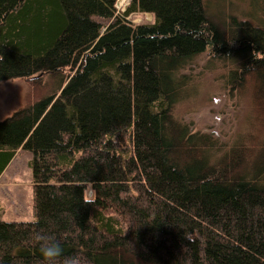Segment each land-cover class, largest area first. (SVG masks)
Here are the masks:
<instances>
[{"label": "trees", "instance_id": "1", "mask_svg": "<svg viewBox=\"0 0 264 264\" xmlns=\"http://www.w3.org/2000/svg\"><path fill=\"white\" fill-rule=\"evenodd\" d=\"M116 1L0 0V83L58 80L0 121V176L32 154L34 217L0 220V264H44L38 233L82 264H264V138L224 143L173 113L208 54L264 129V0L214 15L204 0H130L120 16Z\"/></svg>", "mask_w": 264, "mask_h": 264}, {"label": "rangeland", "instance_id": "2", "mask_svg": "<svg viewBox=\"0 0 264 264\" xmlns=\"http://www.w3.org/2000/svg\"><path fill=\"white\" fill-rule=\"evenodd\" d=\"M129 2L130 0H123L121 6L115 4L119 16ZM204 2L212 15L219 12L229 13L230 4L233 12L250 7L248 0ZM125 19L133 25L152 24L154 21L151 14L141 13H133ZM208 57V54H203L183 71L190 80L185 87L183 100L173 107V113L183 123L188 124L191 131L212 134L224 143L230 142L238 133H247L249 136L258 137L257 139L264 138L259 107L257 109L238 93L231 98L227 91L222 90L218 80L220 71H210L207 68ZM46 77L0 83V121L22 109L29 97L38 99L40 94H52L58 86V80ZM38 80L45 87L39 85ZM260 114L263 117V113ZM31 160L32 154L29 151L18 150L0 179V220L3 222H31L34 219ZM91 196L89 191L87 197Z\"/></svg>", "mask_w": 264, "mask_h": 264}, {"label": "clouds", "instance_id": "3", "mask_svg": "<svg viewBox=\"0 0 264 264\" xmlns=\"http://www.w3.org/2000/svg\"><path fill=\"white\" fill-rule=\"evenodd\" d=\"M44 264H58L64 257V248L58 238L51 234L38 233L36 236ZM63 264H82L78 257H64Z\"/></svg>", "mask_w": 264, "mask_h": 264}, {"label": "water", "instance_id": "4", "mask_svg": "<svg viewBox=\"0 0 264 264\" xmlns=\"http://www.w3.org/2000/svg\"><path fill=\"white\" fill-rule=\"evenodd\" d=\"M120 5V1L119 0H117V2H116V6H119ZM41 77V75L40 76H35V77H33L32 79H38V78H40Z\"/></svg>", "mask_w": 264, "mask_h": 264}, {"label": "crops", "instance_id": "5", "mask_svg": "<svg viewBox=\"0 0 264 264\" xmlns=\"http://www.w3.org/2000/svg\"><path fill=\"white\" fill-rule=\"evenodd\" d=\"M5 170H6V169H5ZM3 173H4V172H3ZM3 173L1 174L0 179H1L2 175H3Z\"/></svg>", "mask_w": 264, "mask_h": 264}, {"label": "bare ground", "instance_id": "6", "mask_svg": "<svg viewBox=\"0 0 264 264\" xmlns=\"http://www.w3.org/2000/svg\"><path fill=\"white\" fill-rule=\"evenodd\" d=\"M120 1V3L123 1V0H119Z\"/></svg>", "mask_w": 264, "mask_h": 264}]
</instances>
